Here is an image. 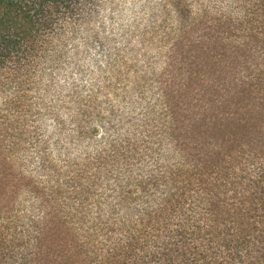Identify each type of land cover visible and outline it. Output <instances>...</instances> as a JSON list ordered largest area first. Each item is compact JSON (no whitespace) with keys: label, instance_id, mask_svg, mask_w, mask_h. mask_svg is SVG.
<instances>
[{"label":"trees","instance_id":"trees-1","mask_svg":"<svg viewBox=\"0 0 264 264\" xmlns=\"http://www.w3.org/2000/svg\"><path fill=\"white\" fill-rule=\"evenodd\" d=\"M107 1L0 0V264H264L262 29Z\"/></svg>","mask_w":264,"mask_h":264},{"label":"rangeland","instance_id":"rangeland-1","mask_svg":"<svg viewBox=\"0 0 264 264\" xmlns=\"http://www.w3.org/2000/svg\"><path fill=\"white\" fill-rule=\"evenodd\" d=\"M111 1H114V2L109 3V1H107L105 8L109 9L110 11H113V14L115 16H119L117 13V10L121 11V5H122V7H124L123 4L127 5L128 3L134 2V1L135 2L144 1L145 3L149 2L148 5L147 4L146 5L150 6L151 9H148V11H142L136 17V21L142 23V25H144V26H147V29L149 30V33L144 34V44L140 45L141 49L143 47H145L146 43L150 40V36L152 35V33L154 31L153 29L156 28L155 29L156 34L159 36L160 39H164L165 41L161 40L159 42V45H153L154 48H152V51H154V50L160 51V49H161L163 52L167 43H168L166 39L169 36L174 37V34L177 33V31L179 29L178 28V20L177 19L175 20V18H176V16H177V18L180 17L181 13L177 12V14H176L175 11L172 10L173 8H176V6H177L174 4V0H111ZM119 2L121 4H119ZM154 2L155 3L157 2L156 6L158 7V9L160 11L159 18L162 16H165L166 9L170 8L169 10L171 12V16L175 15L174 21L170 20L169 25L166 22H162L159 25L157 20H156V17L153 16V14H154L153 8L151 7V4ZM184 3H187V6L189 8H191L189 17H192L193 20H198L199 17L201 16V10H200L201 8L209 7L210 9H212L213 7H216V9H218V12H216V13H218L219 19H222L221 21H223V20L229 21V23H231V25L234 29L241 30L242 28L248 29L252 26H257L258 28L262 29V31L264 33V0H248V2H245L243 0H185ZM154 9H155V7H154ZM103 15L104 14L102 13V17H103ZM210 19L211 18H209V20ZM173 22H175V24L177 25V27L174 29H173V25H172ZM121 23H122V30H120L119 32H116L117 29H115V28L112 30L109 29V38H110L111 42L113 41V39L115 37L120 39L122 37V35H124L126 38L130 39L132 37H136L135 36L136 33H139V31L132 30L131 26H129L126 21H121ZM153 25H155V27H153ZM207 31H208V28H207ZM118 33H120V34H118ZM71 44L72 45H70V46L73 48L69 49V63H68V61L66 62L67 71H68L67 75L71 79L75 78L76 76L78 78H80L79 80L82 81V84L83 85L85 84L88 87V88H86V90L88 92L89 91L88 89L90 87L89 82L91 81L92 70L98 66V61L101 60L104 62V60H102V59H103V57L106 58L104 56L105 55L104 53H106V52H101L99 49V51H100L99 57H101V58L96 59V64H95V60L90 55H88V56L82 55L81 59L76 61L75 53L77 52V48L74 49V47H76L77 45L75 46L74 45L75 43H73V42H71ZM101 44L102 43H100V45ZM105 44H106V46L109 47L108 43H105ZM112 44H113V46L116 45V43H112ZM104 50H105V48H104ZM94 51H95L94 48L90 49L91 53H95ZM157 56L161 57L160 55H157ZM75 61H76L75 65H71V63H73ZM77 65L82 67L83 69L78 68ZM63 71L64 70H62V73H63ZM99 75L101 78L102 77L101 71H99ZM58 77L62 78L63 76L60 74V75H57V78ZM102 81L103 80H101V84H102ZM71 151L74 152L75 150L71 149Z\"/></svg>","mask_w":264,"mask_h":264}]
</instances>
